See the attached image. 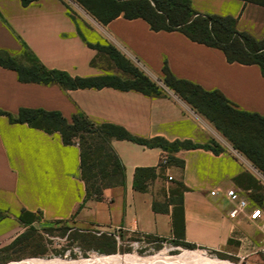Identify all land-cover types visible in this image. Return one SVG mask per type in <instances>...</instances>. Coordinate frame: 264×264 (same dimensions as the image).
Here are the masks:
<instances>
[{
	"label": "crops",
	"instance_id": "1",
	"mask_svg": "<svg viewBox=\"0 0 264 264\" xmlns=\"http://www.w3.org/2000/svg\"><path fill=\"white\" fill-rule=\"evenodd\" d=\"M190 2L201 14L233 17L238 31L264 38V6L243 0ZM94 30L156 77L166 61L175 77L220 91L238 110L264 115V75L258 65L230 63L220 49L179 31H154L141 18L120 15L106 24L96 23ZM22 45L48 69L72 77L103 74L92 64L97 51L86 44L62 0L28 5L0 0V50L19 58ZM20 108L56 110L67 120L82 112L96 124L119 125L142 138L202 142L211 133L204 119L173 94L151 97L112 87L63 89L58 84L25 83L16 71L0 66V110L16 114ZM110 146L124 165V182L104 188L100 199L86 197L77 143L66 145L58 132L11 123L0 114V211L5 214L0 219V243H10L19 233L23 210L78 231L122 229L175 239L170 199L177 196L174 188L180 182L186 187L181 193L185 242L224 253L235 245L244 259L264 250V215L255 221L249 218L258 206L254 167L233 148L217 154L202 148L179 150L173 155L182 166H161L167 154L160 147L116 138L110 139ZM138 167H154L158 175L143 192L133 185ZM228 189L247 201L233 216L230 211L236 204L227 198ZM260 207L264 210V203Z\"/></svg>",
	"mask_w": 264,
	"mask_h": 264
},
{
	"label": "trees",
	"instance_id": "2",
	"mask_svg": "<svg viewBox=\"0 0 264 264\" xmlns=\"http://www.w3.org/2000/svg\"><path fill=\"white\" fill-rule=\"evenodd\" d=\"M28 5L37 0H20ZM82 5L97 21L106 24L122 15L126 19L141 18L154 31H179L192 41L220 49L230 63L256 64L264 75V38L255 39L246 32L238 31L236 19L230 16L201 14L195 11L190 0H74ZM264 6V0H243ZM85 41V40H84ZM86 42V41H85ZM86 44L97 53H107L120 67L129 61L112 45ZM94 65V60L92 61ZM0 66L16 71L18 79L25 83L58 84L63 89L112 87L118 90H135L147 96L160 97V87L138 70L129 71L131 76L123 79L117 75L72 77L57 69H48L22 45L19 58L0 50ZM126 67H124L125 69ZM162 84L172 90L190 107L214 123L230 141L232 147L264 174V115L234 108L218 90H205L200 85L175 77L166 61L162 66ZM11 123H26L46 133L58 132L64 144L77 143L80 149L81 177L86 186V197L101 198L102 190L108 186L123 184L124 165L110 146V139H125L147 147H160L167 154V162L182 166L183 162L173 153L179 150L202 148L217 154L223 149L215 143L199 144L192 140L168 141L160 136L142 138L128 132L124 127L111 123L96 124L82 112L67 120L59 111L42 108H20L16 114L0 110ZM216 114V115H215ZM221 117L225 123L218 122ZM229 124L233 125L230 126ZM235 131L236 133H234ZM229 132V133H228ZM232 132V133H230ZM77 139V141H76ZM154 167H138L134 173V189L145 191L157 177ZM186 187L177 182L174 191L177 200L173 204L172 227L176 237L188 247L194 244L184 241V218L181 193ZM158 209L157 203L152 204ZM36 213L23 210L19 222L28 224L25 216ZM38 214V213H37ZM40 215V214H38ZM4 216L0 215V219ZM15 238L9 247L20 241ZM115 251L114 242L106 237L101 243Z\"/></svg>",
	"mask_w": 264,
	"mask_h": 264
},
{
	"label": "rangeland",
	"instance_id": "3",
	"mask_svg": "<svg viewBox=\"0 0 264 264\" xmlns=\"http://www.w3.org/2000/svg\"><path fill=\"white\" fill-rule=\"evenodd\" d=\"M62 1L70 16L75 20L78 32L86 42L102 46L112 45L129 61L128 65L121 62L123 67H120L107 53H97L94 65L103 72L101 75L112 74L126 79L131 76L129 71L136 69L147 75L160 87L162 96L168 94L177 96L162 84L160 80L162 74L156 77L136 58L96 32L94 28L96 23L100 22L82 5L74 0ZM124 67L126 68L124 69ZM183 102L190 107L185 101ZM194 112L201 116L211 128L208 139L197 143L213 147L215 145L210 144L213 142L222 149L227 146L233 148L229 139L215 127L214 123L196 111ZM218 123L223 125L225 121L221 117ZM254 172L257 177L254 181V201L260 206L264 203V174L255 167ZM174 200H177V196L174 197ZM0 215L5 216L2 211H0ZM25 219L28 220V224L20 222L19 233L14 237L15 239L23 236L18 243L11 247L9 245L14 239L7 244L0 243V264H48L46 261L59 262L56 264H85V262L86 264H264V250H259L244 259L241 257L243 253L235 252L237 250L235 245L230 246L229 253H224L197 246L188 247L177 237L175 239L152 237L122 229L102 233L78 231L65 222L45 221L37 213L33 216H25ZM105 237L114 242V252L107 245L101 244Z\"/></svg>",
	"mask_w": 264,
	"mask_h": 264
},
{
	"label": "built area",
	"instance_id": "4",
	"mask_svg": "<svg viewBox=\"0 0 264 264\" xmlns=\"http://www.w3.org/2000/svg\"><path fill=\"white\" fill-rule=\"evenodd\" d=\"M167 164V156L165 154L162 155L161 160H160V165L161 166H165ZM211 195L215 194V191H211L210 192ZM227 198L236 204L235 207L232 208V210L230 211V214L236 215L238 213L239 210H242L246 207L247 205V201L244 198H241L240 195L236 192V190L234 189H228L225 192ZM262 215H264V210H262V208L260 206H254V209L252 210V212L249 214V218L251 220H257L258 218H260ZM262 226L264 227V221L262 223Z\"/></svg>",
	"mask_w": 264,
	"mask_h": 264
},
{
	"label": "bare ground",
	"instance_id": "5",
	"mask_svg": "<svg viewBox=\"0 0 264 264\" xmlns=\"http://www.w3.org/2000/svg\"><path fill=\"white\" fill-rule=\"evenodd\" d=\"M196 254V253H195ZM194 254V255H195ZM190 257H193V256H190ZM200 259V258H199ZM201 260V259H200ZM80 261V260H79ZM138 261V260H137ZM157 261V260H156ZM63 262V261H62ZM140 262V261H139ZM154 262V261H153ZM167 262V261H166ZM165 262V263H166ZM211 262V261H210ZM46 263H48V264H56V263H59V262H50V261H46ZM66 263V262H65ZM144 263V262H143ZM85 264H86V262H85ZM157 264V263H156Z\"/></svg>",
	"mask_w": 264,
	"mask_h": 264
}]
</instances>
